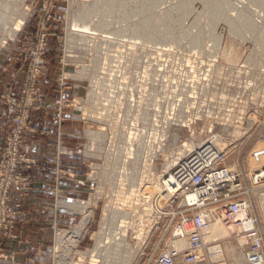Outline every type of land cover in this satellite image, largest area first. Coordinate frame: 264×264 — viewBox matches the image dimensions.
I'll return each mask as SVG.
<instances>
[{"label": "rangeland", "instance_id": "374dc122", "mask_svg": "<svg viewBox=\"0 0 264 264\" xmlns=\"http://www.w3.org/2000/svg\"><path fill=\"white\" fill-rule=\"evenodd\" d=\"M7 1L0 0V17L12 21L24 8L28 16L17 39L0 45V80L12 76L0 96L7 118L0 241L15 238L21 214L33 208L26 225H41L51 236L44 242L51 264H114L127 253V264H149L191 213L182 195L161 205L157 183L154 197H144L155 221L138 212L126 230L129 244L112 242L134 209L130 187L140 188L143 173H150L146 163L166 176L168 167L202 155L207 145L226 155L246 189L248 198H241L260 210L264 231V180L253 182L264 178V0ZM5 28L3 21L0 40ZM194 134L200 136L189 138ZM78 204H91L94 217L74 249L71 234L85 217L69 206ZM224 240L206 242L207 249L226 254ZM230 261L212 257L204 264Z\"/></svg>", "mask_w": 264, "mask_h": 264}, {"label": "built area", "instance_id": "2783aa9c", "mask_svg": "<svg viewBox=\"0 0 264 264\" xmlns=\"http://www.w3.org/2000/svg\"><path fill=\"white\" fill-rule=\"evenodd\" d=\"M217 150L214 146L202 147L201 156L197 153L188 159L178 160L172 174L165 176L164 181L170 180L171 176L178 178L182 190L190 186L191 191L188 193L198 194L200 198L188 210L191 215L182 216L175 227L173 239L186 240V249L177 251L167 246L158 256L153 257L149 264H204L209 258L212 259L213 252L222 251L219 247L212 249H218L217 251L207 249L205 236L212 228L211 224L218 218L222 228L231 230L236 236L235 240L246 241V257L239 264H254L258 258L264 259V231L261 228L260 216L257 215L260 210L247 199L241 198L243 195L248 198L246 189H243L244 184L236 171L225 163L226 155ZM199 157L205 161L198 162L197 159H201ZM195 164L197 168H193ZM262 180V176H257L253 182L259 184ZM250 222L254 226L247 228L246 224ZM9 231L5 232L6 237ZM8 263L7 255L0 252V264Z\"/></svg>", "mask_w": 264, "mask_h": 264}, {"label": "bare ground", "instance_id": "6f19581e", "mask_svg": "<svg viewBox=\"0 0 264 264\" xmlns=\"http://www.w3.org/2000/svg\"><path fill=\"white\" fill-rule=\"evenodd\" d=\"M9 1V0H8ZM7 1V2H8ZM90 2V1H89ZM5 4V3H4ZM3 6V5H2ZM81 6V7H80ZM79 7H80V9H81V11L82 12H85L86 10H88L87 9V1H83V3H81V5H80ZM7 7V6H6ZM5 6H4V8H6ZM10 8H12V7H10ZM19 8H21V7H19ZM3 9V8H2ZM77 9V8H76ZM7 10V9H6ZM12 10V9H11ZM5 11V10H4ZM3 11V13H5V14H7L8 13V11H9V9H8V11H7V13L6 12H4ZM23 11V12H22ZM20 12H22L23 13V15L22 16H20V17H16L17 18V20H16V18L14 19V20H12V21H8V20H6L7 19V15H6V18L4 17V16H2V17H0V23L2 22L3 23V21L5 22V26H6V30L4 31V33L2 34V36H3V38H1V40H0V42H1V44L0 45H2V44H4L7 40H16L17 39V36H18V34H20L19 32L21 31V29H23L22 28V26L24 25V22L23 21H25V19H24V15H27L28 16V12H26L25 11V8H24V10H21ZM20 12H18V13H20ZM30 12V11H29ZM21 13V14H22ZM2 14V13H1ZM4 14V15H5ZM18 15V14H17ZM15 17V16H14ZM14 21V22H13ZM95 22V21H94ZM3 25V24H2ZM2 25H1V27H2ZM0 33H1V30H0ZM156 34V33H155ZM159 35H160V33H158ZM154 38V37H153ZM3 42V43H2ZM1 47V46H0ZM94 79V78H93ZM98 81V80H97ZM119 105H121V104H119ZM139 105V104H138ZM105 106V105H104ZM95 107V106H94ZM149 107V106H148ZM119 108V107H118ZM141 108V107H140ZM148 109V108H147ZM91 111V110H90ZM110 111V110H109ZM121 112V111H120ZM114 113V112H113ZM115 114V113H114ZM120 117V116H119ZM99 118V117H98ZM101 118V117H100ZM99 118V119H100ZM112 118V117H111ZM116 118V117H115ZM123 119V118H122ZM113 121V120H112ZM100 122V121H99ZM118 124V123H117ZM189 126V125H188ZM113 127H115V126H113ZM138 128V127H137ZM190 128V127H189ZM115 129V128H114ZM132 129V128H131ZM134 129V128H133ZM147 129V128H146ZM142 130V129H141ZM121 131V130H120ZM126 131V130H125ZM132 131V130H131ZM135 132V131H134ZM137 132V131H136ZM202 132V131H201ZM92 134V133H91ZM116 134V133H115ZM144 134V133H143ZM123 136V135H122ZM132 136V135H131ZM195 136H200V135H196V134H194L193 136H190L189 138H191V137H195ZM214 136V135H213ZM137 137V136H136ZM215 137V136H214ZM213 137V138H214ZM134 138V137H133ZM94 139H96V138H94ZM115 139V138H114ZM123 140V139H122ZM131 140V139H130ZM133 140V139H132ZM217 140H219V141H222L221 139H217ZM138 143V142H137ZM213 143V142H212ZM132 144V143H131ZM128 145V144H127ZM134 145V144H133ZM94 146V145H93ZM92 146V147H93ZM140 146V145H139ZM133 147V146H132ZM181 148V153H183V154H185V153H189L190 152V150H187V151H185V149H183L182 147H180ZM122 150V149H121ZM123 150H124V148H123ZM133 150V149H132ZM129 151V150H128ZM261 153H260V155H262V157H263V159H264V149H262V151H260ZM114 153V152H113ZM127 153H131V152H127ZM133 153V152H132ZM131 153V154H132ZM198 152H194V155L195 154H197ZM258 153V152H257ZM121 154V153H120ZM130 154V155H131ZM147 156V155H146ZM191 156V155H190ZM198 156H201V154L199 155L198 154ZM132 157H133V155H132ZM131 157V158H132ZM130 158V157H129ZM134 158V157H133ZM199 158H201L200 160L199 159H197L198 160V162H200V163H202V161H205V159H202V157H199ZM126 159V158H125ZM147 160V159H146ZM150 160V159H149ZM126 161V160H125ZM172 162V161H171ZM171 162L170 163H167V162H165V165H167V167H168V165L169 164H171ZM149 163H152V162H150L149 161ZM172 164H175V163H172ZM171 164V165H172ZM144 167H145V169L146 170H149L150 171V173L148 174V176L145 178L144 177V173H143V179L141 180V182H139V184H140V188L138 189V188H135V189H133V188H131L130 187V194L131 193H133V192H135L136 193V195L134 196V198H132V200H133V202H134V209H131V214H130V216L129 217H126L125 216V220L124 221H122L120 224H121V227H120V229H118L114 234H113V236H112V242H115V243H119L120 241H124V242H126V243H128L129 244V242H127L126 240H127V233H126V230L129 228V226L131 227V224L133 223V220L135 219H133V217H136V214L138 213V212H140V213H142L143 214V216H149V218H148V220H151V221H155V219H156V216H154V209H153V207H152V205H151V202H150V200L149 201H147L146 200V198H144V197H147L148 195H151V198L152 197H154L153 196V192H154V185H157V183H160V187L162 186V188H163V191H162V189L159 191L158 189L159 188H157V190H158V192H160V194H161V196H162V199H161V205H166L167 203H168V201L171 203V200H173V199H175L176 197H178V196H180V195H182V197H183V201H182V205H183V207H184V209H186V210H189L190 209V207L195 203V202H198V199L200 198L199 197V195L197 194H195V195H191V194H189L188 192H184L182 189H181V186H180V183L178 182V178H174V177H169V179L170 180H165L164 181V178H166L165 177V174H164V171L161 173V175L159 174V169L157 168V166L154 164V165H152V166H150V164L148 165L147 163H146V165H144ZM159 167H164V162L162 163L161 162V166H159ZM187 168V167H186ZM193 168H197V166H196V164L193 166ZM129 168H125L124 170L126 171V172H129V170H128ZM187 170V169H186ZM174 171V170H173ZM166 172H168V173H170V174H172V170L171 169H169V167H168V170L166 171ZM260 173V172H259ZM178 174V173H177ZM262 174H263V176H264V170L262 171ZM128 175L126 174L123 178H122V180H123V183H122V185H125L124 183L126 182V180H125V178L127 177ZM257 176V175H256ZM261 176V175H260ZM164 177V178H163ZM144 179H147V180H144ZM119 182H121V180L119 181ZM142 182L143 183H146L145 185H142ZM164 184V185H163ZM187 187V186H186ZM144 191L145 192H148L147 194H146V196H144ZM247 194V193H246ZM259 194V193H258ZM257 194V195H258ZM138 195L140 196V197H142L141 198V200L140 201H142V202H144L145 203V205H140L139 203H138ZM259 199L260 200H264V196H260L259 195ZM97 202V201H96ZM160 202V201H159ZM153 203V202H152ZM67 204V203H66ZM169 204V203H168ZM250 204H251V202H250ZM248 205H249V203H248ZM171 206V205H170ZM69 207H72V209L74 208V210L75 209H80V210H82L83 212V216L85 217L84 218V220H83V222H82V224H81V226L80 227H78V228H76L75 229V231L74 232H72V234H71V237H72V241L74 240V239H76V241L75 242H73L74 244V249H75V245L77 246V242H78V240H79V238H80V236H81V234L82 233H84L85 231H87L88 229H87V227L90 225V223H91V220H92V216L94 217V215H93V213H94V207L92 206L91 207V204H90V207L89 206H84V205H71V206H69ZM248 207V206H247ZM79 210V211H80ZM112 210V209H111ZM157 210V209H156ZM211 211H213V210H211ZM108 214L109 215H112V213L111 212H108ZM213 214H214V211H213ZM108 215V216H109ZM243 216H245V213H243ZM137 218V217H136ZM150 222V221H149ZM153 224V223H152ZM104 225L105 226H108V223L107 222H105L104 223ZM212 228L209 230V232L207 233V235L205 236V241L206 242H213V241H219V239H222V240H224V242H225V249H224V252H226V254H223L222 252H213V257H214V259H218V260H221V259H224L225 257L227 258V259H231V261H230V263L231 264H239V263H241L242 261H244V258L246 257V249L244 248V246H246V241L245 240H243V239H237V240H234V238H233V241H231L230 240V238L233 236V234L231 233L232 231L230 230V231H228V230H226V229H224V228H222V226H221V222H220V219L218 218V219H216V221L215 222H213L212 224ZM252 226H254V224L252 223V222H250V223H247L246 224V227L247 228H249V227H252ZM87 229V230H86ZM67 233H71V232H67ZM66 232L63 234L64 235V237L66 236V234H67ZM59 237V236H58ZM64 237L62 238V239H64ZM68 237V236H67ZM66 237V238H67ZM70 237V238H71ZM126 237V238H125ZM69 238V239H70ZM140 239V236L139 237H137V239ZM68 239V238H67ZM71 240V239H70ZM221 241V240H220ZM235 241V242H234ZM186 240H176V241H174L172 244H170V249H175V250H177V251H182V250H184V249H186ZM141 242H136L135 244L137 245V247H139V246H142V244H140ZM102 244H103V240H102V238L100 237V239L98 240V243H97V249H96V253H97V251H98V249L102 246ZM134 244V243H133ZM58 245H60L59 244V241H58ZM68 246V245H67ZM143 247V246H142ZM69 248H70V246H69ZM62 249H63V247H62ZM73 249V248H72ZM73 249V250H74ZM213 249V248H212ZM223 249V248H222ZM68 250V249H67ZM218 250V249H217ZM216 249L215 250H211V251H217ZM142 251V250H141ZM73 252V251H72ZM63 257V256H62ZM67 258V257H66ZM131 258H132V254H125V255H123V256H121L120 257V259H115L113 262H115L114 264H127V263H129L130 262V260H131ZM215 261V260H214ZM67 262V261H66ZM218 262V261H217ZM95 263H98L99 264V261L98 260H96L95 261ZM179 264H182L181 262H178ZM254 264H264V259H261V258H258L256 261H254L253 262Z\"/></svg>", "mask_w": 264, "mask_h": 264}, {"label": "crops", "instance_id": "0c3cea01", "mask_svg": "<svg viewBox=\"0 0 264 264\" xmlns=\"http://www.w3.org/2000/svg\"><path fill=\"white\" fill-rule=\"evenodd\" d=\"M6 75H3L2 79L0 80V96L3 93L5 83L7 78L11 79L12 76L9 72H6ZM5 74V73H4ZM5 106L3 105L2 101L0 100V148H1V138H2V128L4 123H6L7 118L5 117ZM33 151H40L39 147H34ZM44 185V184H43ZM42 185V186H43ZM37 194L35 195V198ZM36 202V200L34 201ZM80 205V204H78ZM35 208V204H33ZM27 209V208H26ZM25 213V212H24ZM26 216H22L18 221L17 227L15 229L14 235L15 238H1V246L0 251L7 255L8 257V264L16 263V264H51V259L48 254V247L44 246L45 243H50V235L47 238L45 235L44 230H42V226L38 225V227H33L26 225L30 222L29 217H35L36 212L33 208H30L29 213H25ZM30 216H29V215ZM42 214L40 212L41 217ZM54 218V217H53ZM47 232V231H46ZM45 242V243H44ZM58 242V240H57Z\"/></svg>", "mask_w": 264, "mask_h": 264}]
</instances>
